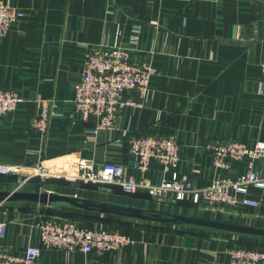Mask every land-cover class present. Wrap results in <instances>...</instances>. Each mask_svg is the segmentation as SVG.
<instances>
[{"label": "crops", "instance_id": "obj_1", "mask_svg": "<svg viewBox=\"0 0 264 264\" xmlns=\"http://www.w3.org/2000/svg\"><path fill=\"white\" fill-rule=\"evenodd\" d=\"M24 12L0 37V88L24 99L0 120V225L2 248L22 256L38 246L44 218L72 220L85 228L118 230L131 245L101 256L43 249L38 264H231L232 246L264 251V238L208 228L163 224L95 211V204L133 207L264 229V189H251L255 209L212 210L188 201L161 203L115 185L70 182L81 159L94 167L117 162L141 176L129 152V136L172 134L180 161L168 171L151 160L144 176L153 183L173 174L197 187L217 177H235L247 160L217 169L206 145L233 140L264 142V0H2ZM117 44L146 55L155 73L143 106L126 107L117 130L92 136L93 120L74 109L73 86L88 50ZM125 98L137 100L134 92ZM39 100L51 103L48 128L32 126ZM116 139L122 140L117 144ZM42 164L53 176H31ZM253 168L264 174V158ZM70 201L49 203V196ZM264 264V263H260Z\"/></svg>", "mask_w": 264, "mask_h": 264}, {"label": "built area", "instance_id": "obj_2", "mask_svg": "<svg viewBox=\"0 0 264 264\" xmlns=\"http://www.w3.org/2000/svg\"><path fill=\"white\" fill-rule=\"evenodd\" d=\"M24 16V12L7 1L0 0V37L5 36L11 26ZM155 70L146 55H135L128 48L117 44L95 46L88 50L81 73L75 82L74 109L83 121L93 120L90 134L94 137L104 132L117 130V119L126 107L143 106L150 80ZM134 92L137 100L125 98ZM259 94L264 100V65L261 70ZM24 102L15 90L0 88V120L16 110ZM40 106L32 126L40 134L46 132L52 115L51 103L39 100ZM117 144L122 140L116 139ZM129 152L135 160V168L141 176L127 174L124 166L117 162H104L94 167L90 161L81 159L78 171L65 177L70 182L83 184L115 185L127 194L143 192L151 200L161 203L188 201L199 207L223 211L226 209H255L257 201L250 195L251 189H264V174L253 168L256 159L264 158V142L247 146L233 140L211 141L206 145L212 163L217 169H228L231 162L247 160V169L235 177H217L207 186L197 187L185 178L173 174L158 183L144 176L151 160H155L165 171L178 165L180 146L172 134H141L127 139ZM17 167H0V173H17ZM31 176L47 180L53 175L42 164H36ZM38 246H27L22 256L3 249V227L0 225V264H38L43 249L66 252H82L101 256L114 253L131 245L133 239L118 231L103 228H85L72 220L44 218L38 225ZM231 264L264 263V251L256 248L235 246L227 251Z\"/></svg>", "mask_w": 264, "mask_h": 264}, {"label": "water", "instance_id": "obj_3", "mask_svg": "<svg viewBox=\"0 0 264 264\" xmlns=\"http://www.w3.org/2000/svg\"><path fill=\"white\" fill-rule=\"evenodd\" d=\"M70 201L68 198L50 195L49 203L55 201ZM95 211L113 214L119 217L158 222L163 224H179L190 225L202 228H208L238 235H248L264 238V229L245 226L242 224H236L231 222H223L217 220H208L184 215H164L161 213L147 212L145 210L133 207H114L95 204Z\"/></svg>", "mask_w": 264, "mask_h": 264}, {"label": "rangeland", "instance_id": "obj_4", "mask_svg": "<svg viewBox=\"0 0 264 264\" xmlns=\"http://www.w3.org/2000/svg\"><path fill=\"white\" fill-rule=\"evenodd\" d=\"M233 247H235V246H232V247H230L228 250H230L231 248H233ZM244 248L243 246H240V248ZM254 248V247H253ZM245 249V248H244ZM263 251V250H262ZM230 258V257H229Z\"/></svg>", "mask_w": 264, "mask_h": 264}, {"label": "trees", "instance_id": "obj_5", "mask_svg": "<svg viewBox=\"0 0 264 264\" xmlns=\"http://www.w3.org/2000/svg\"><path fill=\"white\" fill-rule=\"evenodd\" d=\"M244 248H253V247H245V246H243Z\"/></svg>", "mask_w": 264, "mask_h": 264}]
</instances>
